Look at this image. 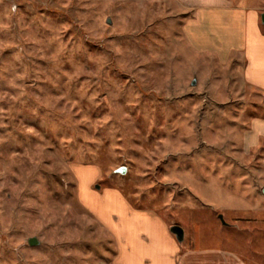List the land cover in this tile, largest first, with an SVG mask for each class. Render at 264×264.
Here are the masks:
<instances>
[{"label":"rangeland","instance_id":"374dc122","mask_svg":"<svg viewBox=\"0 0 264 264\" xmlns=\"http://www.w3.org/2000/svg\"><path fill=\"white\" fill-rule=\"evenodd\" d=\"M230 2L264 32V0ZM188 15L179 0H0V264H264V136L249 133L264 93L240 55L190 46ZM84 189L144 212L125 218L124 256L97 216L123 211Z\"/></svg>","mask_w":264,"mask_h":264},{"label":"crops","instance_id":"0c3cea01","mask_svg":"<svg viewBox=\"0 0 264 264\" xmlns=\"http://www.w3.org/2000/svg\"><path fill=\"white\" fill-rule=\"evenodd\" d=\"M179 1L189 11L184 24V33L190 46L199 53H213L222 60H229L233 54L240 55L243 60L242 75L244 81L264 93V32L260 27L258 11L246 6H235L231 4L230 0ZM249 133L250 135L255 134L257 137L259 135L263 137L264 119H255ZM85 195H87L86 197L92 195H99L101 198L112 197L116 200L119 210L123 211L121 212L123 219L119 213H117L118 218L113 223L110 220L106 221L103 217L101 218L100 213H97V216L102 219L108 228L115 232L121 246V255L124 256L129 247L123 231L124 228L128 227L125 218L127 216L132 217V220H136V218L138 220L144 212H132L122 196L115 191L97 192L84 189L81 191V197L84 199ZM84 203L89 207L92 206L85 200ZM154 218V220L158 219ZM158 224L161 226V223ZM166 233L164 232L165 241L169 243V246L171 245V250L175 251L173 240ZM168 250L172 252L170 249ZM170 255L172 259L167 260L165 264H180L178 261L175 262L172 253ZM224 259L223 264H246L235 253H228L224 256Z\"/></svg>","mask_w":264,"mask_h":264},{"label":"water","instance_id":"95a60500","mask_svg":"<svg viewBox=\"0 0 264 264\" xmlns=\"http://www.w3.org/2000/svg\"><path fill=\"white\" fill-rule=\"evenodd\" d=\"M262 17V22L264 23V12L262 13L261 15ZM110 22V21H108ZM117 172L119 173H125L126 172V168L125 167H119L117 170ZM98 187V185H97ZM219 218L221 220V222L223 224H227V222L225 221L224 217H223V214H219ZM170 231L175 235L176 239L179 241V242H182L184 240V237H185V231H184V228L179 225V224H173L170 226ZM28 242L32 245L34 244H38L39 241L36 237H29L28 239Z\"/></svg>","mask_w":264,"mask_h":264}]
</instances>
